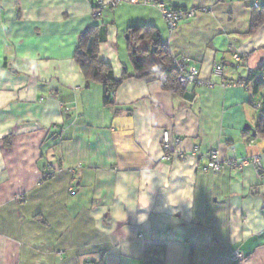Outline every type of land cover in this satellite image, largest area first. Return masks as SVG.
Instances as JSON below:
<instances>
[{
  "label": "crops",
  "instance_id": "0c3cea01",
  "mask_svg": "<svg viewBox=\"0 0 264 264\" xmlns=\"http://www.w3.org/2000/svg\"><path fill=\"white\" fill-rule=\"evenodd\" d=\"M160 1L197 12L169 31L153 4L121 1L94 21L91 0H0V264H264V137L253 131L264 83L253 92L245 80L264 64V18L251 30L264 0ZM96 22L98 57L128 75L107 105L74 60ZM142 24L203 84L176 93L132 77L126 31ZM164 129L184 160L161 158ZM212 150L259 154L262 171H203ZM234 249L243 261L230 262Z\"/></svg>",
  "mask_w": 264,
  "mask_h": 264
},
{
  "label": "trees",
  "instance_id": "16d2710c",
  "mask_svg": "<svg viewBox=\"0 0 264 264\" xmlns=\"http://www.w3.org/2000/svg\"><path fill=\"white\" fill-rule=\"evenodd\" d=\"M91 2V7H95L96 4L93 0ZM254 8L251 17L252 31L259 28L264 18V12L258 9L259 7ZM102 16L93 19L98 21ZM99 26L100 23L96 22V24L87 27L79 34L74 60L81 68L87 84L97 82L101 85L103 103L107 105L111 104V96L120 81L128 75L124 73L120 79H116L110 63L98 57ZM126 36L127 50L134 69L132 77L148 78L156 76L161 87L170 92L181 93L186 88L178 83L177 73L171 62L172 57L166 44L160 41V35L155 26L131 25L127 28ZM245 80L251 82L252 91L257 92L259 86L264 83V64L255 73H249ZM256 109L258 110V116L253 131L255 134L264 137V96L257 102Z\"/></svg>",
  "mask_w": 264,
  "mask_h": 264
},
{
  "label": "built area",
  "instance_id": "2783aa9c",
  "mask_svg": "<svg viewBox=\"0 0 264 264\" xmlns=\"http://www.w3.org/2000/svg\"><path fill=\"white\" fill-rule=\"evenodd\" d=\"M121 1H127L129 3H140V4H153L158 7L161 14L167 24L169 31L175 29L177 23L185 18L192 17L197 10L186 9V8H170L168 9L160 0H93L96 4L92 8V17L102 16L104 10L107 7H113ZM257 6L258 3L254 2ZM237 59L240 58L238 54L234 55ZM172 65L177 73V81L182 87L193 86L203 84L199 79L198 70L189 64L182 58L172 57ZM222 67L221 64L217 63L214 65L213 74L221 75ZM252 142V141H251ZM181 139L177 136H172L170 130L164 129L161 132L160 147H161V158L165 161L171 160H184L185 154L180 148ZM253 143V142H252ZM198 146L195 145L192 148V153L198 151ZM207 163L202 167L203 171H210L213 173L219 172L223 166H242L247 162H251L257 171H262L261 163L259 160V154H254L250 157H244L240 161L234 162L232 160L221 159L216 150H212L206 154ZM229 260L231 263H236L244 260V256L239 249H234L230 255Z\"/></svg>",
  "mask_w": 264,
  "mask_h": 264
},
{
  "label": "clouds",
  "instance_id": "9594fccd",
  "mask_svg": "<svg viewBox=\"0 0 264 264\" xmlns=\"http://www.w3.org/2000/svg\"><path fill=\"white\" fill-rule=\"evenodd\" d=\"M193 193H194V190H193V192L191 193V195H190L189 197H186V198H184L183 200H186V201H188V202H191V201L194 199V195H193ZM149 202H150V197H149ZM179 202H180V201L169 202V203H170V205L175 206V205H177ZM137 207H139V208H143V209H147V208L149 207V203L144 204V205H139V204H138V205H136V206L130 208L129 210H131V211H135V210L137 209ZM126 218H127V214H126ZM147 219H148V215H147V212H146V211H145V212H141V213H139V214L137 215V221L140 222V223L145 222Z\"/></svg>",
  "mask_w": 264,
  "mask_h": 264
},
{
  "label": "water",
  "instance_id": "95a60500",
  "mask_svg": "<svg viewBox=\"0 0 264 264\" xmlns=\"http://www.w3.org/2000/svg\"><path fill=\"white\" fill-rule=\"evenodd\" d=\"M245 128L248 130L252 129L251 126H249V125H247Z\"/></svg>",
  "mask_w": 264,
  "mask_h": 264
}]
</instances>
